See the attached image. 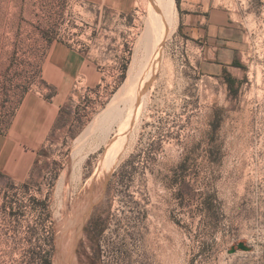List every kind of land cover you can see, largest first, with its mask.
Here are the masks:
<instances>
[{"label":"rangeland","instance_id":"obj_1","mask_svg":"<svg viewBox=\"0 0 264 264\" xmlns=\"http://www.w3.org/2000/svg\"><path fill=\"white\" fill-rule=\"evenodd\" d=\"M154 1L0 0V264H264V0Z\"/></svg>","mask_w":264,"mask_h":264},{"label":"crops","instance_id":"obj_2","mask_svg":"<svg viewBox=\"0 0 264 264\" xmlns=\"http://www.w3.org/2000/svg\"><path fill=\"white\" fill-rule=\"evenodd\" d=\"M219 0H179V6L181 10L187 11V17L195 26V31L207 34L209 36H216L222 30V25H210V16L208 22L206 21L205 13H208L210 9L217 8ZM210 23V24H209ZM200 25H204L199 28Z\"/></svg>","mask_w":264,"mask_h":264},{"label":"bare ground","instance_id":"obj_3","mask_svg":"<svg viewBox=\"0 0 264 264\" xmlns=\"http://www.w3.org/2000/svg\"><path fill=\"white\" fill-rule=\"evenodd\" d=\"M154 1V0H153ZM154 5L152 4V7H153V14H155L156 18H157V21H160L161 24H162V30H166V25L167 23H165V19H167L169 21V23L172 25H174V9L176 7V0H155L154 2ZM152 18V17H151ZM150 18V19H151ZM165 18V19H164ZM163 21V22H162ZM156 22V21H154ZM158 24V23H157ZM172 25V26H173ZM157 26V25H155ZM154 26V27H155ZM170 26V25H169ZM168 27V26H167ZM158 28V27H157ZM161 28V27H160ZM169 28V27H168ZM170 30V29H169ZM175 31V30H174ZM155 32V31H154ZM169 32V31H168ZM159 35L161 36V34L159 33ZM166 36V35H165ZM159 39V38H158ZM158 44V43H157ZM156 44V46H157ZM163 44V43H162ZM160 45H161V41H159V45H158V48L157 50L159 51V48H160ZM163 46V45H161ZM136 61V60H135ZM139 63V62H138ZM156 64H158V56L156 58H152L151 61H150V66H148V76H149V81L147 80L145 82V84H143L142 86V90H143V93H144V90H145V87L146 85H148L150 82V79H151V76H153L155 73H154V67L156 66ZM157 68V66H156ZM159 68V67H158ZM147 73V72H146ZM154 73V74H153ZM144 80V79H143ZM144 82V81H143ZM143 95V94H142ZM141 93H140V98H138L139 100L141 99L142 97ZM113 109V108H112ZM128 122V121H127ZM126 125V124H125ZM105 131V130H104Z\"/></svg>","mask_w":264,"mask_h":264},{"label":"trees","instance_id":"obj_4","mask_svg":"<svg viewBox=\"0 0 264 264\" xmlns=\"http://www.w3.org/2000/svg\"><path fill=\"white\" fill-rule=\"evenodd\" d=\"M177 2L179 3V0H177ZM232 66L239 67L237 64H235V62L232 63ZM224 75H225L224 77H225L227 85L229 86L230 91L233 92L234 87H235V78L228 72H225Z\"/></svg>","mask_w":264,"mask_h":264},{"label":"water","instance_id":"obj_5","mask_svg":"<svg viewBox=\"0 0 264 264\" xmlns=\"http://www.w3.org/2000/svg\"><path fill=\"white\" fill-rule=\"evenodd\" d=\"M238 250L249 252L251 249L245 243H240L237 247L232 248V250L230 251V254H234Z\"/></svg>","mask_w":264,"mask_h":264}]
</instances>
